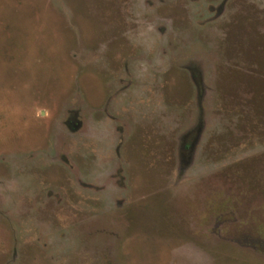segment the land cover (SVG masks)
Masks as SVG:
<instances>
[{
  "label": "rangeland",
  "instance_id": "obj_1",
  "mask_svg": "<svg viewBox=\"0 0 264 264\" xmlns=\"http://www.w3.org/2000/svg\"><path fill=\"white\" fill-rule=\"evenodd\" d=\"M0 264H264V0H0Z\"/></svg>",
  "mask_w": 264,
  "mask_h": 264
}]
</instances>
